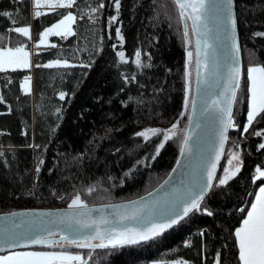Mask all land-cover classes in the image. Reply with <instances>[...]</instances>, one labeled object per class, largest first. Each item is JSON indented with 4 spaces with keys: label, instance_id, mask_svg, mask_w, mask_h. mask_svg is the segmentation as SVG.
<instances>
[{
    "label": "trees",
    "instance_id": "1",
    "mask_svg": "<svg viewBox=\"0 0 264 264\" xmlns=\"http://www.w3.org/2000/svg\"><path fill=\"white\" fill-rule=\"evenodd\" d=\"M234 1L242 58L241 87L232 114L238 128H230L217 177L229 167L232 152H239L243 163L227 186L213 187L204 200L202 207L213 215L191 214L164 235L135 247L86 250L62 244L33 249L79 254L86 264H168L178 260L213 264L217 252L221 264H240L234 231L246 217V211L240 209L250 208L261 183H253L255 169L260 166L264 170V150L259 149L264 137L252 134L264 131V120L258 117L260 123L254 122L249 133L241 134L249 96L246 69L264 65V36L253 35L264 33V0ZM100 3L104 8L85 16L76 35L64 41L52 38L56 47L34 57L32 72L11 71L8 78L0 79V96L4 98L0 102V152L4 153L0 157V214L68 208L77 193L88 206L131 200L159 185L176 162L190 103L185 111L186 50L173 0H121L119 14L112 0H76L71 10L35 19L33 41H37L38 32L62 18L58 13H85L90 10L86 4L97 7ZM3 12L13 15H0V47L28 48V39L7 30L30 25V0H0ZM112 16L117 20L110 22ZM88 17L95 21L92 25L87 23ZM117 28L123 41L116 36ZM137 49L151 67L137 69L116 55L123 51L125 59L134 60ZM56 59L71 66L36 67ZM29 73L33 94L21 95L19 79ZM132 74L136 80L125 83L124 76ZM61 92L65 93L63 100ZM174 123L176 135L165 142L156 159L145 161L125 177L124 173L153 154L162 140V136H153L145 143L135 134L147 128L170 129ZM37 144L40 149L29 146ZM38 158L44 164L37 177ZM90 186L96 190L89 195L86 189ZM200 230L205 231L203 237L197 234Z\"/></svg>",
    "mask_w": 264,
    "mask_h": 264
},
{
    "label": "snow or ice",
    "instance_id": "2",
    "mask_svg": "<svg viewBox=\"0 0 264 264\" xmlns=\"http://www.w3.org/2000/svg\"><path fill=\"white\" fill-rule=\"evenodd\" d=\"M22 2V0H17ZM76 0H34L35 8L39 9L43 4H47L53 10L56 8H72ZM117 14L121 7V0H112ZM234 0H174L179 11L181 23L185 24L183 31V38L185 45L191 43L189 39V31L186 20L191 21L192 34L196 36L195 40V64L197 69L198 83L203 86L198 89L202 99L201 115L208 112V121H220L221 127L217 130L219 137V149L215 156L216 161L219 160L220 155L223 153L224 144L227 142L226 135L229 128L237 127L232 119V107L237 102V93L241 87L242 69L240 66V46L237 40V18L233 10ZM90 7V11L95 13L99 9L104 8V4L100 3L97 7ZM191 9V12L188 10ZM5 17H11L13 14L9 12L0 13ZM42 12L39 10L34 11V16L39 18ZM62 18L53 23L50 27H45L43 31L38 32L37 40L40 44H46L49 36H59L65 39L69 35H75L71 30V25L75 23L76 17L72 12L58 13ZM91 18V17H89ZM117 16H112L111 21H116ZM95 22V21H93ZM15 25V21H13ZM7 31L21 34L23 37L30 36L29 26H14ZM254 36H264V33H254ZM116 36L120 41L124 40L121 35L120 29H116ZM211 41V43H210ZM52 48L56 45L52 44ZM115 47V46H114ZM116 55L122 63H134L137 69L149 68V63L143 62L141 59L142 53L139 49L134 51V60L125 59V53L118 51ZM187 60L185 63V103L184 109L187 111L189 102V93L191 92L189 68L193 62V52L187 51ZM150 60V56L148 57ZM54 68V67H69L68 62L61 61L60 59L53 60L44 65L37 64L36 67ZM32 63L30 60V52L24 46L13 47H0V72L11 69L31 68ZM204 70L207 75L200 79L201 70ZM223 70H227L228 85L220 87L223 88L222 92H214L218 86V80ZM246 79L248 82L247 93V121L243 125L242 135L249 133V129L253 126L254 122L260 123L257 118L260 117L264 120V65L249 66L246 69ZM30 80L31 77L25 76L24 84L21 85L26 93H30ZM136 80V74L125 75V83L133 82ZM215 94L217 99L212 101L211 110L205 101L206 97ZM220 97H223L222 99ZM65 98V93H60V99ZM131 100V97L129 98ZM3 96H0V102H3ZM192 110L196 109V98H192ZM243 103V101H241ZM125 106H127L125 104ZM215 113V114H214ZM181 114V119L183 118ZM189 124L192 125V117L189 116ZM178 123V122H177ZM177 123L172 125V128L161 130L156 128H147L137 132L135 135L142 137L144 142L150 141L151 137L162 136L150 156H146L143 160H138L136 165H133L128 171L124 173L125 177H130L135 171L136 167L145 164V161L155 160L160 154V150L164 148L165 142L172 139L176 135ZM196 128L201 127V121H197L194 125ZM27 135L26 132L22 133ZM252 134L257 137H264V131L255 130ZM192 139L191 135L185 134L183 143L180 147L181 156L192 152V147L189 141ZM197 151L199 150V140L194 141ZM35 149H40L41 145H29ZM238 147V145H237ZM259 149L264 150V143L259 144ZM4 153L0 152V157ZM216 161L211 163L210 168H203L197 173L193 180L184 188L176 190L169 199L165 201H153L151 204L144 203L142 207L135 208L136 205L142 204L144 198L141 197L138 201L130 202L133 206L131 212L119 211L120 209L128 208V205H110L117 210L119 216L118 221L109 220L103 215V209L89 208L86 202L77 193L68 204V208L72 212H39L34 213V217H46V221H37L35 219L28 221L29 227L22 229V226L17 224L15 228L4 229L3 234L0 235V252L5 248H27L29 246H41L46 248H53L67 243L69 246L76 248L87 249H116L118 247L139 245L153 241L162 236L168 229L179 225L182 221L188 218L191 214L197 212L212 216L213 212L207 207H202L204 199L208 192L213 187L227 186L238 173L241 171L242 160L240 159L239 152H232L228 160L229 167H225L222 177H216ZM233 161L237 163L233 166ZM181 163L177 160V164ZM44 164L43 159H39L36 165L37 177L41 171V166ZM173 172L176 168H173ZM264 170L260 166L255 169L253 183L261 181L258 186V192L254 193V201L250 202L248 210L241 208V212L246 211V217L243 218L242 226L237 227L234 231L235 243L238 249L237 258L240 264H264ZM113 179L112 177L108 178ZM216 180L217 184H213ZM168 183V181H165ZM123 181H121V185ZM163 187V186H161ZM96 190L95 186H90L86 189L87 194H91ZM55 194V193H54ZM152 194L149 193V196ZM63 199L64 197H60ZM99 211L101 216L99 220L93 219L91 213ZM12 216H27L28 213H11ZM130 221L136 224V227L125 226L117 229L115 227L101 228V224L109 225L115 223H123ZM47 223L59 227V225H67L68 230L73 234L60 235L59 240L54 239L57 235L56 231L51 228L42 229L41 224ZM17 229H21L17 231ZM87 229V233L83 230ZM200 237L205 235L204 230L197 233ZM186 247L190 246V242H186ZM91 255V253H89ZM73 261L78 264H86L83 257L79 254H68L62 251H13L7 255H0V264H72ZM175 264H186L183 260H178ZM214 264H221V253L217 252Z\"/></svg>",
    "mask_w": 264,
    "mask_h": 264
},
{
    "label": "water",
    "instance_id": "3",
    "mask_svg": "<svg viewBox=\"0 0 264 264\" xmlns=\"http://www.w3.org/2000/svg\"><path fill=\"white\" fill-rule=\"evenodd\" d=\"M174 1V0H173ZM176 5V4H175ZM177 8V6H176ZM233 10L235 12V1L233 2ZM178 11V9H177ZM191 12V9L188 10ZM179 14V11H178ZM236 14V13H235ZM181 23V20H180ZM185 23L187 24L188 30L190 29L191 32V37H192V42H193V54H194V81H193V87H192V92H191V100H190V109H189V114L188 117H192V125L189 124V119H187V125L185 128V134L191 135L192 139L189 141V145L192 147V152L187 153L185 156H181L180 152L178 154V157L176 159V162L173 166V168H176V171L173 172V168L167 175V177L159 184L157 185L154 189L149 191L148 193L123 202H117V203H108V204H100V205H91L88 206L89 208L92 209H103V215L108 218L109 220L113 221H118L119 216L117 215V210L114 209L113 207H110V205H128V208L126 209H120L119 211H128L131 212L133 210V206L131 205L130 202L132 201H138L140 200L141 197L144 198L142 204L136 205L135 208H140L144 203L151 204L153 201H165L171 197V195L178 189H183L184 186L188 185L194 178V176L199 173V171L203 168H210L211 163L216 161V152L219 149V137L217 134V130L222 126L220 121L217 120L215 122H210L208 121V112H205L204 115H201V106H202V99L200 92L198 89L202 87L203 85L198 83V77H197V69H196V64H195V40L196 36L192 34L191 31V21L186 20ZM182 27V32L184 31L185 24L181 23ZM237 40L240 46V41H239V35H238V28H237ZM211 43V41H210ZM239 58H240V66L242 69V58H241V48H240V53H239ZM207 73L202 69L201 70V77L200 79H203ZM227 70H223L220 78L218 80V86L214 89V92H222L223 88L220 87V85L227 86L228 85V78H227ZM186 95V93H185ZM185 95H184V100H185ZM196 98V109L195 111L192 110V98ZM221 99L223 97H220ZM217 99V96L215 94L209 95L206 97L205 101L208 109L211 110L212 108V101ZM235 105V104H234ZM234 105L232 107V114L234 110ZM215 114V113H214ZM201 121V127L196 128L194 127L195 123L197 121ZM229 130L227 131L226 135L227 137L229 136ZM184 134V135H185ZM199 140V150L197 151L196 146L193 144L194 141ZM228 142V140H227ZM227 142L224 144L223 147V153L220 155L219 160L216 161V169H215V175L217 177L219 168L223 162V158L225 155L226 151V146ZM183 143V141H182ZM177 160H180L181 163L178 165ZM165 181H168V183H165ZM215 180L213 181L214 184ZM163 186V187H161ZM211 191V190H210ZM210 191L206 195L205 199L209 195ZM149 193L152 195L149 196ZM204 199V200H205ZM72 212V209L69 208H42V209H23V210H17V211H12V212H7V213H1L0 214V235L3 234L4 229H12L15 228L17 224L22 226V229H26L29 227V224L27 223L30 220H37V221H46L48 218L46 217H34V213H39V212ZM11 213H28L27 216H12ZM101 216V213L99 211H93L91 213V217L93 219L99 220ZM187 219V218H186ZM183 222V221H182ZM125 226L128 227H136V224L130 221H124L123 223H113L109 225L101 224L100 227L103 228H108V227H115L117 229L123 228ZM177 226V225H176ZM174 226V227H176ZM42 229L46 228H51L54 231H56L57 235L53 237L56 240H59L60 235H69L72 236L73 234L68 230L67 225H59V227H56L54 225H50L47 223H43L40 225ZM173 227V228H174ZM172 229V228H171ZM168 229L165 233H167L169 230ZM21 229H17V231H20ZM85 233H87V229L83 230ZM164 233V234H165ZM163 234V235H164ZM150 242V241H149ZM147 243V242H146ZM67 244V243H64ZM144 244V243H141ZM139 244V245H141ZM139 245H131V246H124V247H118V248H128V247H135ZM33 248H41V246H29L27 248H13V249H8L5 248L3 252H0V255L16 251V250H23V249H33ZM79 249H86V250H98V249H87V248H79Z\"/></svg>",
    "mask_w": 264,
    "mask_h": 264
},
{
    "label": "crops",
    "instance_id": "4",
    "mask_svg": "<svg viewBox=\"0 0 264 264\" xmlns=\"http://www.w3.org/2000/svg\"><path fill=\"white\" fill-rule=\"evenodd\" d=\"M72 8H67V9H64V8H56L55 10H53L50 6H48L47 4H43L42 3V5H41V7L39 8V9H36L35 8V4H34V1L33 0H30V20H31V22H30V25H29V27H30V36H31V39H29L28 37H25L26 39H28L29 41H30V45H29V47L31 46V47H34V44H33V42H37V41H33V32H32V22L35 20V19H41V17L43 16V15H45V14H47V13H51V12H54V11H57V10H71ZM36 10H39V11H41L42 12V15L39 17V18H36L35 16H34V11H36ZM71 12V11H70ZM72 14L76 17V13L75 12H72ZM77 19H76V21H75V23H73L72 24V29H73V32L75 33V35H76V25H77ZM51 26V25H50ZM49 26V27H50ZM21 35V34H20ZM70 36H73V35H70ZM70 36H67L66 37V39L68 38V37H70ZM58 38V39H60V37L59 36H49V38ZM61 40H63V39H61ZM28 47V48H29ZM27 50H28V48L27 47H25ZM35 48V47H34ZM49 48H51V46H49V47H47V48H44L43 49V51H45V50H48ZM37 49H39V48H37ZM40 50V49H39ZM29 51V50H28ZM43 51H41V52H43ZM49 62H51V61H49ZM49 62H47V63H49ZM63 62V61H62ZM46 64V63H45ZM34 68V67H33ZM17 70H19V69H17ZM22 70V69H21ZM25 70H29L30 71V69H25ZM33 70V69H32ZM32 70L30 71V72H32ZM11 71H13V70H6V71H3V72H11ZM16 71V70H15ZM1 73V72H0ZM27 76H31V92L30 93H26V92H24V90H23V88L21 87V82L24 80V78L25 77H23V78H21V79H19V85H20V90H21V95H31L32 96V73H29ZM246 118H247V116H246ZM236 163L233 161V166L235 165ZM231 167L232 166H229V168L231 169ZM257 192H258V190H257ZM241 226H242V224H241ZM240 226V227H241ZM240 262V261H239Z\"/></svg>",
    "mask_w": 264,
    "mask_h": 264
},
{
    "label": "rangeland",
    "instance_id": "5",
    "mask_svg": "<svg viewBox=\"0 0 264 264\" xmlns=\"http://www.w3.org/2000/svg\"><path fill=\"white\" fill-rule=\"evenodd\" d=\"M34 1V0H33ZM71 30H72V32H73V29H72V25H71ZM70 36V35H69ZM60 39H62L61 37H60ZM189 39L191 40V43L190 44H188V45H185V50H186V53H187V51H192L193 52V44H192V37H191V32H190V29H189ZM52 38H47V43L46 44H40L39 46H37V44H38V41L37 42H33V44H34V47H29L28 48V50H29V52H30V60H31V63H32V67L31 68H25V69H30V71L33 69V67H34V62H33V58H34V56H35V54L36 53H38V52H41V51H43V49L44 48H47V47H49V46H51L53 43H52ZM63 40H66V38L65 39H63ZM37 48H39V49H37ZM27 50V49H26ZM27 50V51H28ZM186 60H187V55H186ZM185 63H186V61H185ZM69 64V63H68ZM70 65V64H69ZM71 66V65H70ZM69 66V67H70ZM25 69H22V70H25ZM8 70H11V69H8ZM19 70H21V69H19ZM189 71H190V73H191V76H190V84H191V92H192V87H193V81H194V54H193V62H192V64H191V66H190V68H189ZM184 72H185V70H184ZM29 77H31V76H29ZM22 84H24V80L21 82V85ZM185 84H186V79H185ZM29 87H30V92H31V80H30V85H29ZM23 90H24V88H23ZM24 92H25V90H24ZM191 92L189 93V102H188V105H189V103H190V100H191ZM190 108V107H189ZM66 245H68V244H66ZM43 250V249H42ZM16 251H39V250H36V249H23V250H16ZM43 251H47V250H43ZM50 251V250H49ZM13 252V251H12ZM63 252V251H62ZM10 252H8V253H5V254H2V255H7V254H9ZM66 253H68V254H72V255H75V254H73V253H69V252H66ZM175 262L176 261H174V262H171V263H168V264H175ZM72 263H75V264H78V262H76V261H73ZM187 264V263H186ZM214 264V263H213Z\"/></svg>",
    "mask_w": 264,
    "mask_h": 264
},
{
    "label": "built area",
    "instance_id": "6",
    "mask_svg": "<svg viewBox=\"0 0 264 264\" xmlns=\"http://www.w3.org/2000/svg\"><path fill=\"white\" fill-rule=\"evenodd\" d=\"M86 14H89V12H87ZM77 17L80 19V18H83V15L78 14ZM87 23L91 25V24H93V20H92V19H88ZM1 78H2V79L7 78V75H6V74H5V75H2ZM188 242H189V241H188ZM188 247H189V246H188Z\"/></svg>",
    "mask_w": 264,
    "mask_h": 264
}]
</instances>
